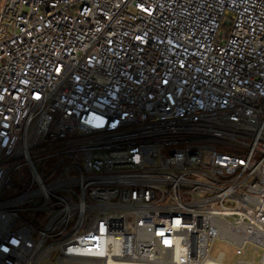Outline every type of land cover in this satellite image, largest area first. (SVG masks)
I'll use <instances>...</instances> for the list:
<instances>
[{"label": "built area", "instance_id": "2783aa9c", "mask_svg": "<svg viewBox=\"0 0 264 264\" xmlns=\"http://www.w3.org/2000/svg\"><path fill=\"white\" fill-rule=\"evenodd\" d=\"M216 240L264 264V0H0V264Z\"/></svg>", "mask_w": 264, "mask_h": 264}, {"label": "rangeland", "instance_id": "374dc122", "mask_svg": "<svg viewBox=\"0 0 264 264\" xmlns=\"http://www.w3.org/2000/svg\"><path fill=\"white\" fill-rule=\"evenodd\" d=\"M219 250H223L226 252L227 257L224 260L225 264H232L235 261V259L237 258L236 254H235V249L232 246H230L229 244H227L221 240H216L211 252L213 255H216L219 252ZM246 256L248 258L253 257L256 260H259L260 256H261V251H255L254 247L250 246L248 248Z\"/></svg>", "mask_w": 264, "mask_h": 264}]
</instances>
